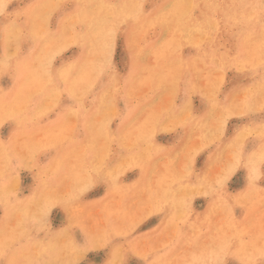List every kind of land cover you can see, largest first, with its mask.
Masks as SVG:
<instances>
[{"label": "rangeland", "instance_id": "obj_1", "mask_svg": "<svg viewBox=\"0 0 264 264\" xmlns=\"http://www.w3.org/2000/svg\"><path fill=\"white\" fill-rule=\"evenodd\" d=\"M0 82V264H264V0H0Z\"/></svg>", "mask_w": 264, "mask_h": 264}, {"label": "crops", "instance_id": "obj_2", "mask_svg": "<svg viewBox=\"0 0 264 264\" xmlns=\"http://www.w3.org/2000/svg\"><path fill=\"white\" fill-rule=\"evenodd\" d=\"M113 26H116V25H113ZM119 29H120V27L119 26H117ZM114 30V29H113ZM31 36V35H30ZM27 39H29L30 40V38H27ZM56 70V69H55ZM56 72V73H55ZM57 74V71H52L51 70V77H52V79L53 80H51L50 81V83H55V75ZM6 88V85H5V83H2V82H0V89H5Z\"/></svg>", "mask_w": 264, "mask_h": 264}, {"label": "bare ground", "instance_id": "obj_3", "mask_svg": "<svg viewBox=\"0 0 264 264\" xmlns=\"http://www.w3.org/2000/svg\"><path fill=\"white\" fill-rule=\"evenodd\" d=\"M249 5V4H248ZM247 7V6H246ZM49 16V15H48ZM38 44V43H37ZM218 60V59H217ZM66 83V78L62 76V79H60V84Z\"/></svg>", "mask_w": 264, "mask_h": 264}]
</instances>
